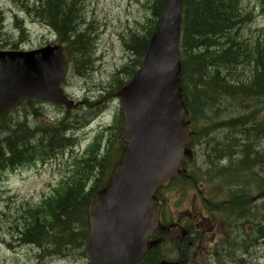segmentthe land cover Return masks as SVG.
Segmentation results:
<instances>
[{"label":"trees","instance_id":"16d2710c","mask_svg":"<svg viewBox=\"0 0 264 264\" xmlns=\"http://www.w3.org/2000/svg\"><path fill=\"white\" fill-rule=\"evenodd\" d=\"M82 1L25 0L22 3L28 17L53 32L55 44L63 45L71 68L80 76H84L81 73L86 70L87 61L89 67L94 42L93 31L84 27ZM151 1L150 18L141 25L144 34H130L124 41V48L136 60L131 71L125 67L116 75L115 93L126 83L119 78L128 80L139 68L162 14L164 0ZM260 5L264 14V0H260ZM248 17L243 14L241 0H182L180 86L188 111L187 120L194 133L192 146L211 132L223 133L206 156L210 165L204 175L212 182L224 180L225 186L231 189L233 212L251 215L248 187L262 182V178L255 177L257 167L264 173V164L259 162L264 155L253 152L257 141L264 136V119L260 117L264 111V43L242 36ZM15 23L19 24V34L24 36L25 31L17 19ZM6 46L8 44H0V48ZM246 69L247 76L244 74ZM235 108L238 109L235 112L240 113L237 117L231 116L235 112L227 114ZM26 117L24 114L21 121L13 122L8 118L0 121V173L32 163H44L73 144L65 137L70 125L66 119L32 129ZM218 123L222 126L218 127ZM113 124L108 129L110 135L105 149L116 138L119 147L114 154L118 157L124 145L120 139L123 127L120 110H117ZM230 132H237L242 141L232 137ZM101 140L102 136L99 137L100 145L95 144L87 152L88 156L75 159L70 176L67 175L49 197L36 207L20 204L21 217L12 227V238L36 248L39 262L57 257L59 250L68 245H73L83 255L88 228L87 206L96 190L92 186L96 182L105 185L113 166L110 165L114 155L112 150H99ZM223 162L226 164L221 165ZM91 182V189H87ZM220 210L224 211V208L220 206Z\"/></svg>","mask_w":264,"mask_h":264},{"label":"rangeland","instance_id":"374dc122","mask_svg":"<svg viewBox=\"0 0 264 264\" xmlns=\"http://www.w3.org/2000/svg\"><path fill=\"white\" fill-rule=\"evenodd\" d=\"M24 1L0 0V15L4 19V27L0 28V44H10L5 49H10L11 45H14L19 48L18 50H34L49 42L53 43L52 34L50 35L44 26L32 22L33 19L31 20L27 16L26 11L22 7ZM148 1H82L84 26L90 27L93 31L92 35L96 38L95 46L91 49L93 55L89 58V67L87 61L86 70L81 73L84 76L77 75L69 66L65 75L64 90L74 101L82 103L86 101L91 106L82 104L76 111L66 114L63 109L52 103L36 102L31 106L22 105L8 120L13 122L21 121L22 116L26 114L28 115L26 121L33 129L47 121L52 123L66 119V123L70 124L69 127L71 128L68 136L80 144L79 152L76 156H82L83 152L94 141V138L102 135V131L107 128V125L112 127L114 125L113 118L119 108L118 100L113 96L117 81L116 73L124 66L131 71L136 60L135 57L128 61L121 37L123 36L125 40L133 33L144 34L141 25H145L146 19L150 18L151 11L149 6L152 5V1L147 3ZM241 9L244 16H250L248 17L249 21L243 26L242 36L250 39V41H259L260 39L264 43V15L261 11L260 0H242ZM14 15L22 20V25L25 24L27 28L28 35L26 39H23L25 41L24 45L18 43L17 33L12 23ZM20 20L18 21L21 24ZM244 74L245 76L248 75L247 69ZM234 107H237V105H234ZM236 110L238 109L235 108V110L229 111L227 114H232ZM34 112L36 113L35 115ZM101 112L103 114L96 118V115ZM234 114L232 117H237L240 113L235 112ZM260 117L264 119V111ZM93 118H96V120L89 127L81 130ZM217 126L220 127L222 125L218 123ZM229 134H232V137H236L240 142L242 141V137L237 132H230ZM222 136L223 133L221 131L215 136L210 134L200 145L193 148V161L186 166L190 173L196 171L197 168L203 171L206 169L205 159L203 158L206 154L207 156L210 154L213 149V143H217ZM213 137L216 140L213 141ZM115 139L111 141L105 151L107 149L112 150L114 154L119 147ZM107 144L108 142H106ZM235 150L241 152L240 149ZM258 151L261 155H264V136L260 137L253 149L254 153H258ZM61 154L46 164L41 162L32 163L19 167L14 171L7 170L0 173V264H40L37 260L38 250L14 240L12 238V227L15 221L21 217L20 204L26 203V205L36 207L50 194L53 188L60 184L65 176H70L71 166L75 164V155L68 149L64 153L61 152ZM237 160L240 159L237 158ZM259 162L264 164V158L259 160ZM225 164V162L221 163V165ZM255 177L262 178V182L252 183L248 189L252 191L251 193L258 194L264 188V173H261L259 167L255 169ZM197 179L196 186L191 185L188 188V194H185L187 201H181L180 197H177V188H171L170 186L165 189V191H169L167 195L171 196L167 198V202L170 203L171 211L175 215L181 214L184 218H187L196 212L193 209L198 201L196 189L203 191L209 200L220 201L226 198V192H223L225 188L224 180H220L214 185L200 177H197ZM250 208H252L251 212L254 214L235 213L250 217L254 221L257 230L251 229V233H256L257 242L260 244L256 245L257 243L252 241V237L242 235V231L236 228L229 240L232 246L227 249L228 253L235 252V254L232 258H228L226 253H221L219 257L220 264H233V262L234 264H264V199L255 204L250 203ZM232 211L231 208H227L229 214H232ZM214 216L212 223L215 224L216 230L212 234L207 235L206 239L215 238L217 241L220 238H224L221 231L226 230L225 225L227 222L218 213ZM232 222L234 223L233 220ZM249 228L250 225H245L246 230ZM257 233H259L260 238L257 237ZM243 240H245V243H243ZM240 243L242 244L241 247ZM59 251L58 254L60 255L49 257L43 264H88V261L73 248V245H68L62 251ZM205 264H207V259Z\"/></svg>","mask_w":264,"mask_h":264},{"label":"water","instance_id":"95a60500","mask_svg":"<svg viewBox=\"0 0 264 264\" xmlns=\"http://www.w3.org/2000/svg\"><path fill=\"white\" fill-rule=\"evenodd\" d=\"M180 14L181 0H165L141 68L117 93L127 146L111 181L89 203L84 252L90 264H139L147 237L166 232L157 221L154 192L184 175L177 168L191 158L184 149L191 134L180 89ZM65 65L61 46L0 52V119L24 99L75 108L60 90Z\"/></svg>","mask_w":264,"mask_h":264},{"label":"flooded vegetation","instance_id":"af4514ba","mask_svg":"<svg viewBox=\"0 0 264 264\" xmlns=\"http://www.w3.org/2000/svg\"><path fill=\"white\" fill-rule=\"evenodd\" d=\"M171 220H167L166 225L176 224L184 229L190 228V225L194 227L195 231L200 234L198 241H195L196 237L191 234L190 239L182 241L180 244H172L169 239H165L163 245L159 248L149 251L148 260L145 259L142 264H159L161 262H170L174 264H201V257L207 251L204 243V235L207 231L211 230V224L202 219L200 216L184 218L181 214L171 215L168 214ZM156 237L152 238V240Z\"/></svg>","mask_w":264,"mask_h":264},{"label":"bare ground","instance_id":"6f19581e","mask_svg":"<svg viewBox=\"0 0 264 264\" xmlns=\"http://www.w3.org/2000/svg\"><path fill=\"white\" fill-rule=\"evenodd\" d=\"M181 6H182V4H181ZM229 185H230V187H232L233 184H232V183H231V184L229 183ZM251 192H252V191H251ZM251 192L249 193V197H248V198H250V195L252 194ZM233 195H234V194H233ZM232 199H233V197H232L231 200H230V206L232 205V202H231ZM247 202H248L249 204L251 203L249 199H248ZM235 205H236V204H235V202H234V206H235ZM251 209H252V208H251ZM231 220H233V217H231ZM257 237L260 238L259 233H257ZM252 241L255 242V243H257L256 245L260 244L259 242H257L256 234H255L254 237H252ZM243 243H245V240H243ZM241 246H242V244L240 243V247H241Z\"/></svg>","mask_w":264,"mask_h":264}]
</instances>
